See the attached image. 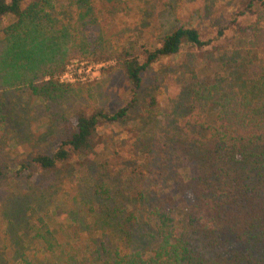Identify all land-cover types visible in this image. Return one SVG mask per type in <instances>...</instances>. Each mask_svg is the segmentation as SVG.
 <instances>
[{
  "label": "trees",
  "instance_id": "1",
  "mask_svg": "<svg viewBox=\"0 0 264 264\" xmlns=\"http://www.w3.org/2000/svg\"><path fill=\"white\" fill-rule=\"evenodd\" d=\"M91 1L69 0V6L75 5L80 12L64 24L53 15L52 0H0V20L10 19L4 26L0 23L5 40L0 70L6 82L22 84L31 95L47 100L70 94L71 86L55 78L64 68L56 56L61 45L69 44L86 25L91 28L96 22ZM241 7L236 16L252 19L244 27L238 25L233 43L245 54L241 87L228 83L222 63L212 64L205 56L206 62L189 77L198 113L193 123L196 131L186 140L190 146L179 150L173 140L151 138L162 158L160 167L166 166L173 151L185 161L194 145L198 150L195 173L177 174L161 192L152 156H145L148 159L140 168L120 167L124 204L116 202L107 180L94 187L90 202L74 196L70 217L37 220L33 236L37 247L31 256L39 262L20 252L22 264H59L60 252L63 264H264V0H242ZM221 36L222 31L215 39ZM98 37L102 39V31ZM213 40L201 39L195 28L178 27L158 46L140 47L142 61L129 48L101 56L117 59L131 85L130 101L114 112L95 107L89 115L77 113L72 128L60 137L52 153H38L29 166L53 173L58 164L76 156L98 165L103 174L114 171L98 128L119 122L135 108L143 88L142 74L152 65L177 55L184 46L202 50ZM98 44L90 45L92 49L104 46L101 41ZM38 76L49 79L36 84ZM154 103L151 98L149 106ZM183 134L176 137L180 143ZM3 177L0 159V180ZM157 183V190L149 188ZM170 191L173 195L169 197ZM158 192L164 198L161 204L156 200ZM38 203L31 210L36 212V206L46 204L43 200ZM79 218L81 225L76 227L66 221L74 223Z\"/></svg>",
  "mask_w": 264,
  "mask_h": 264
},
{
  "label": "rangeland",
  "instance_id": "2",
  "mask_svg": "<svg viewBox=\"0 0 264 264\" xmlns=\"http://www.w3.org/2000/svg\"><path fill=\"white\" fill-rule=\"evenodd\" d=\"M52 1L53 15L64 24L80 12L75 5L69 6V0ZM90 4L95 8L96 22L91 28L86 25L69 44L61 45L56 56L63 61L64 68L55 78L60 84L71 86L70 94L65 93L54 101L31 95L22 84H8L0 70V159L4 171L0 180V264H22L20 252L38 263V257L31 256L37 247L33 237L39 226L37 220L50 222L52 218L61 221L70 217V208L74 206L72 198L76 196L90 202L94 187L103 180L113 186L116 202L124 204L126 198L120 190L123 172L117 171L120 167L123 170L140 168V163L148 159L145 156H152L158 168L153 173L161 183V192L171 185L177 174L195 173L198 150L194 145L187 151L185 161L182 155L176 156L178 151H173L166 166L160 167L162 158L152 147L151 138L173 140L179 150L190 146L186 140L196 131L194 121L198 113L191 98L189 77L194 68L206 62L205 56L212 64L222 63L228 83L241 87L245 54L234 48L233 43L238 27L252 21L236 16L242 10V0H162L161 3L157 0H92ZM8 21L9 18H4L0 23L4 26ZM178 27L195 28L201 39L214 40L202 50L184 46L177 55L152 65L142 74L143 88L135 108L119 122L98 128L103 148L109 152V161L115 164L114 171L103 174L98 165L83 162L76 156L58 164L53 173L29 166L31 158L38 153H52L60 137L72 128L77 113L89 115L95 107L114 112L130 101L131 85L117 59L101 56L129 48L130 53L142 61L140 47L158 46L165 35ZM100 31L102 39L98 37ZM220 31L222 36L215 39ZM98 41L104 46L92 49L91 42L98 46ZM4 49L0 29V55ZM48 79L38 76L35 83ZM151 98L155 101L153 106H149ZM190 114L193 117H189ZM185 116L188 118L183 119ZM180 134L184 135L181 143L176 138ZM21 163L28 167L22 169ZM147 175L146 172L145 177ZM157 186L158 183L149 188ZM172 195L170 191L168 196ZM64 197L69 201H63ZM42 200L46 202L43 207L38 205L36 212L31 210L35 202ZM156 200L159 204L164 202L159 192ZM66 221L71 227L81 225V218L74 223L70 219ZM57 262L63 264L62 252L58 253Z\"/></svg>",
  "mask_w": 264,
  "mask_h": 264
}]
</instances>
